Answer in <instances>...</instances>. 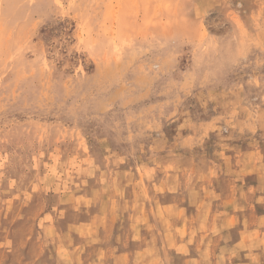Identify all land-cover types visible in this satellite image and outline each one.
<instances>
[{
  "label": "rangeland",
  "instance_id": "1",
  "mask_svg": "<svg viewBox=\"0 0 264 264\" xmlns=\"http://www.w3.org/2000/svg\"><path fill=\"white\" fill-rule=\"evenodd\" d=\"M0 264H264V0H0Z\"/></svg>",
  "mask_w": 264,
  "mask_h": 264
}]
</instances>
